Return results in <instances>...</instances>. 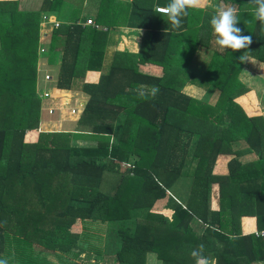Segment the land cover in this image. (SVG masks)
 <instances>
[{
    "label": "trees",
    "instance_id": "obj_1",
    "mask_svg": "<svg viewBox=\"0 0 264 264\" xmlns=\"http://www.w3.org/2000/svg\"><path fill=\"white\" fill-rule=\"evenodd\" d=\"M223 3L236 9L237 27L252 37L247 49H219L210 24L215 10L190 9L182 27L172 29L153 1L125 3L132 15L119 23L122 2L100 0L90 25L77 7L63 18L71 4L64 0H42L33 10L0 0V259L97 264L74 259L85 248L101 252L91 241L93 223L103 230L115 221L119 245L111 264H146L149 253L161 264H195L191 252L201 244L214 264L264 260V117L246 107L239 79L245 52L264 62V31L252 0ZM47 11L63 15L50 16L59 24L40 38ZM120 24L148 34L140 53L115 52L109 72L84 85L89 98L76 127L97 143L77 144L84 135L69 131H40L39 56L62 52L56 86L68 89L75 76L96 69L109 28ZM198 45L211 52L212 77L187 68L185 53ZM187 84L212 86L216 99L187 95ZM224 155L225 171L216 172ZM213 183L218 209L210 206ZM245 216L255 221L247 233ZM33 241L53 258L42 259Z\"/></svg>",
    "mask_w": 264,
    "mask_h": 264
},
{
    "label": "crops",
    "instance_id": "obj_2",
    "mask_svg": "<svg viewBox=\"0 0 264 264\" xmlns=\"http://www.w3.org/2000/svg\"><path fill=\"white\" fill-rule=\"evenodd\" d=\"M18 1H19L21 8L22 9L26 8L27 10L38 9L42 2V0H18ZM72 1L74 2L72 3ZM98 1L100 0H64L66 5L68 4V2L71 3L70 6H67V12H64V15L61 11H47L45 13H42V16L46 15L48 17L50 16L58 17L60 13V15H63V18L66 19L69 16V12L75 9V7H77V9L79 8L81 10L80 11V13L82 12L81 15L86 16V20L92 19V21L94 22V15L96 12ZM117 1H121L122 2L121 6H124V7H121V9L118 12L117 21L119 23L127 22V20L129 19V16L132 15V10H131L132 6L131 5L126 6L125 3H129L130 1H133V0H117ZM143 1H153L154 7L155 6H165L168 3H170V0H143ZM217 1H221V0H205V4L201 8L204 9L205 11L214 13L213 11L216 10ZM103 29L105 28L103 27ZM49 30H50L49 24L45 25V27H42L40 23V38H43L44 36H46L48 33L47 31ZM147 34L148 33L144 28L129 27L127 25H122V24L109 28L108 34H107L106 47H105V50H104V53H103V56L100 62L95 67L96 69L87 68L82 74L75 76L72 79L70 87L68 89H61V88H57L56 86V73L61 63L62 52L58 50L51 57L48 54L39 56L37 66H36V93L38 94L40 98L39 127L42 123V119H41L42 117L48 118L45 120V123L47 126H49V129H45V130L40 129V131H44V132H67L69 131L72 133L74 132L77 135L83 134L84 135L83 137H77V139L75 140L78 144L88 145V146L95 145L97 143L95 137L87 136L89 134H87L86 132L85 133L78 132L77 127H76L80 112L84 104L89 98V95L84 91V85L90 84V83H97L101 75H106L109 72L115 52H123V53H130V54L140 53L141 48H142V41L144 37H146ZM42 44L45 45L44 42H39V45H42ZM205 50L206 48L204 46L198 45L192 51L185 53L186 54L185 57L186 58L189 57L188 64H187L188 70L192 71L193 70L192 66L196 64L197 58L193 59V57H195V55L198 54L200 51L202 52ZM208 52L210 53L209 50L206 53ZM205 54L202 55L203 61H200L201 65L206 62L204 58ZM248 59L249 61H247L246 64L251 63L250 65L251 67L253 66V61L257 63H261V65L264 64V62L258 61L252 57H248ZM251 67H249V69H251ZM45 74H49L51 78L45 79ZM239 79L241 83L245 85V83H243L240 77ZM192 85L195 86L194 84H187L185 87H190ZM143 87L147 88L146 86H143ZM43 90L44 91L46 90L48 91V93H50V95L46 97L45 99H41V93ZM183 91L187 93L186 89H184ZM191 95H193V91ZM71 108L78 109L79 113L76 116H73L72 115L73 113L71 114ZM48 109H53L52 113H48L49 112ZM69 123H71L72 125L68 126ZM80 141L83 143H79ZM221 157L224 160H223V163L219 165L217 161ZM219 158L216 161L215 171L224 172L227 157L224 155V156H220ZM211 191H212L211 197H214V195H216V200L215 198H213L211 209H218L219 206H218V184L217 183L212 184ZM171 194L175 195L174 193H171ZM254 227H255V221L253 217L251 216L243 217L242 219L243 233H247V232L254 230ZM103 238H104V235L99 236L98 245L101 249L100 253L95 254L93 252L88 251L85 248L84 251H81L80 254H78V256L74 260L76 262H80V260H78V257L80 258V255L84 256L88 254L90 256L91 255L94 256L90 259V261H88L91 263H96L95 261L97 260L99 261L101 256H103V258L107 256L108 258H110L107 260L111 261L112 255L114 252L109 253L112 255H109L108 253H106V250L104 248L105 240L103 241ZM118 245H119V242H117L116 248H118ZM32 246H33V250L37 252L38 255L45 254L53 258V255H52L53 251L51 250L46 251V249L43 246H41L40 241H33ZM150 256L151 258L156 260L155 259L156 257L154 254H151V253L147 254V258ZM106 258H104V260ZM208 259H209V264H214L213 258H208ZM156 261H159V260H156ZM85 262L87 263V261ZM97 264H100V263H97ZM159 264L161 263L159 262ZM254 264H264V260H256L254 261Z\"/></svg>",
    "mask_w": 264,
    "mask_h": 264
},
{
    "label": "rangeland",
    "instance_id": "obj_3",
    "mask_svg": "<svg viewBox=\"0 0 264 264\" xmlns=\"http://www.w3.org/2000/svg\"><path fill=\"white\" fill-rule=\"evenodd\" d=\"M73 2L74 1H72V3ZM208 50L209 49H206L205 51H202V52L200 51L198 54L195 55V57H193V59L194 58L195 59L197 58V59H196V64L194 66H192V69H193L192 72L196 76H198L199 78L212 77L214 75V71H215L214 68H212V69L210 68V66L212 65L211 64V62H212L211 61V52L206 53ZM203 54H205L204 58H205L206 62L201 65L200 61H203L202 60ZM208 55H209V57H208ZM250 65H251V63L246 64V62H244L243 68H242L243 70L241 71V74H239V77L242 79L243 83H245V85H244V87H245L244 91L245 92H244V98L243 99L245 101V104H246V107L248 108V110H250V109L253 110L255 107H258L257 109L259 110V113H262L263 117H264V64L261 65V63H257V62L253 61V66L251 67ZM249 67H251V69H249ZM184 89H186L187 95H190V96L194 95V97L201 98V99H207L210 102H213L216 99V96L218 93V91H216L215 88H213L212 86H210L209 89H207V90L203 89L201 87H198L196 85L195 86L192 85L190 87H185V88H183V90ZM192 91H193V95H191ZM45 98L46 97H41V99H45ZM254 112H256V110ZM77 114L78 113H75V114L73 113L72 115L76 116ZM50 116H52V115H50ZM41 119H42V123L40 125L41 128L39 127L38 129L39 130L40 129H42V130L49 129V126H47L45 123V120L48 118L42 117ZM71 125H72L71 123L68 124V126H71ZM80 135H83V134H80ZM110 139L113 140V136L110 137ZM75 143H77V142L75 141ZM79 143H83V142L80 141ZM251 157H252L251 155H244L242 157V159H249ZM223 160L224 159L221 157V158H219L217 163L219 165H221L223 163ZM123 164H125V163L123 162L122 165ZM176 191L172 190V193H174L176 195ZM211 194H212V191H211ZM213 198H215V200H216V195H214V197H210V206L211 207H212ZM93 224H95V225L91 226L92 229H90V231L94 234V238H92L91 241L94 244H98L99 236L104 235L103 241L105 240L104 248L106 250V253L109 254V253L114 252V250L117 247V238H116L117 224H116V222L114 221V223L111 222L110 224H104V227H103L104 230L100 229L99 226H101V224H96V223H93ZM41 246H44V244L41 243ZM46 251H48V250L46 249ZM109 255H112V254H109ZM41 257H42V259L47 260L51 256H47L45 254H42ZM92 257H94V256L93 255L90 256L88 254H86L84 256L80 255V258L78 257V260H80V263H85V261H87V262L90 261V259ZM106 257L107 256H105L104 258H106ZM104 258H103V256H101L99 261L97 260L95 262L100 263V264H111L112 263V259L110 261V260H107L110 258L107 257L105 260H104ZM95 259H97V258H95ZM156 260H154L150 256V257L146 258V264H159L160 261H156ZM38 261L40 262L42 260H40V258L38 257ZM114 264H118V263H114Z\"/></svg>",
    "mask_w": 264,
    "mask_h": 264
},
{
    "label": "clouds",
    "instance_id": "obj_4",
    "mask_svg": "<svg viewBox=\"0 0 264 264\" xmlns=\"http://www.w3.org/2000/svg\"><path fill=\"white\" fill-rule=\"evenodd\" d=\"M255 4L254 17L261 24L264 31V0H252ZM205 0H170L165 6H155L154 11L167 17V22L172 29L182 27L183 18L189 15L190 9L201 8ZM239 20L234 7L226 6L223 0L216 6L215 15L212 16L210 24L215 37V43L220 50L233 52L247 49L252 44V37L242 34V29L237 27ZM241 62L249 61L247 52L240 56ZM157 89L153 88L152 94L155 96ZM141 97L145 96L143 91L139 92ZM204 245H199L198 249L191 252L195 258V264H209V259L203 255ZM0 264H8L6 259H0Z\"/></svg>",
    "mask_w": 264,
    "mask_h": 264
},
{
    "label": "built area",
    "instance_id": "obj_5",
    "mask_svg": "<svg viewBox=\"0 0 264 264\" xmlns=\"http://www.w3.org/2000/svg\"><path fill=\"white\" fill-rule=\"evenodd\" d=\"M86 24H94V22L92 21V19H87L85 21ZM49 24V27L50 29H52L53 27H57L59 22L56 21V20H52L50 17L46 16V15H43L42 16V20H41V25L42 27H45V25ZM39 51L40 52H43L45 51V46L42 44L40 47H39ZM50 75L49 74H45V79H50ZM50 95V93H48V91H42L41 93V97H48ZM49 110V113H52L53 109H48ZM71 113H79L78 109L76 108H71Z\"/></svg>",
    "mask_w": 264,
    "mask_h": 264
}]
</instances>
